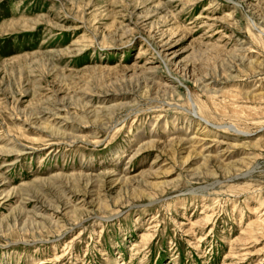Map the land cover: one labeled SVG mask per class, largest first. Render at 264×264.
Listing matches in <instances>:
<instances>
[{"label":"rangeland","instance_id":"obj_1","mask_svg":"<svg viewBox=\"0 0 264 264\" xmlns=\"http://www.w3.org/2000/svg\"><path fill=\"white\" fill-rule=\"evenodd\" d=\"M0 148V264H264V0H0Z\"/></svg>","mask_w":264,"mask_h":264},{"label":"bare ground","instance_id":"obj_2","mask_svg":"<svg viewBox=\"0 0 264 264\" xmlns=\"http://www.w3.org/2000/svg\"><path fill=\"white\" fill-rule=\"evenodd\" d=\"M230 16V15H229ZM229 16H227L228 18H229ZM227 18V19H228ZM208 21V20H207ZM203 22V21H202ZM206 23V22H205ZM229 23H230V21H229ZM168 42V41H167ZM166 45V44H165ZM158 48V47H157ZM232 55H234V54H232ZM162 56V55H161ZM235 56L237 57V54H235ZM241 57V61L242 60H244L243 58H242V56H240L239 55V58ZM255 57V56H254ZM233 58H235V57H233ZM246 60V59H245ZM248 61V63H249V65L251 64V65H256L257 63L259 64V65H261L262 63L260 62V61H255L254 59H250V60H247ZM246 61V62H247ZM237 62V61H236ZM236 64V63H235ZM249 65H247V66H249ZM240 66V65H239ZM253 66V67H254ZM258 66V65H257ZM144 67H146V66H144ZM250 67V66H249ZM231 68V67H230ZM237 68V67H236ZM234 69V68H233ZM145 70V69H144ZM257 70H259V69H257ZM261 71V70H260ZM141 72V71H140ZM141 75V74H140ZM139 75V76H140ZM145 75V74H144ZM201 78V77H200ZM203 78V77H202ZM199 80V79H198ZM210 80H211V78H210ZM143 82V81H142ZM155 83V82H154ZM200 84V83H199ZM217 84L216 83H214L213 81H207L206 79L204 80L203 79V82H201V88L206 92V91H208L209 90V88H212V87H214V86H216ZM200 86V85H199ZM212 89H215V88H212ZM140 90V89H139ZM144 90V89H143ZM216 90V89H215ZM212 91V90H211ZM209 93H210V91H209ZM248 93V92H247ZM139 94V93H138ZM83 97V96H82ZM135 100V99H134ZM79 101V100H78ZM124 102V101H123ZM85 103H87V102H85ZM113 105V104H112ZM112 105H109L108 107H110V108H112L113 106ZM121 105H124V103H122ZM192 114L194 115V117L193 118H191L190 120H187L188 121V125H190V124H192L193 122H196L197 123V127H198V130H196V131H193V133L191 134V136H187V138H185V136H184V138H180V137H182V136H180L178 139H173L172 141H174L173 143L175 144V146H177L176 148H177V150H184L187 146L188 147H190V146H192L193 148H198V147H201V146H203L202 147V149H201V152H203L204 150H206V151H208V153H209V151H211V152H215V154H208L207 156H205L204 158H206V159H204V166H205V169L208 167V166H210V163H212V162H209V160H211V159H217L216 160V162H218V165L220 166V167H223V165H224V162L225 161H231V159H232V157H233V155H232V153H231V149H233V148H235V147H237L238 146V144H236L235 142H231V141H227V140H218V138H216V136L215 135H213L212 133V131L211 130H209V128L212 126V127H215V128H218V127H216L215 126V124H212V123H210L209 121H207L206 119H204L201 115H200V113H199V107H198V105L196 104V103H194V101L192 102ZM52 107H54V108H56V110L58 111L59 109H61V106L59 105V104H57L55 101L53 102V105H51ZM85 106H87V105H85ZM84 106V107H85ZM115 106H117V105H115ZM63 107V106H62ZM81 107V106H80ZM94 107V106H93ZM100 108H106L107 106H99ZM92 108V107H91ZM64 109V108H63ZM87 110V109H86ZM94 110H95V108H94ZM48 111V110H47ZM70 112V111H69ZM57 113V112H56ZM94 113V112H93ZM74 115V114H73ZM77 115H79V114H77ZM61 116V115H60ZM63 116V115H62ZM84 116V115H83ZM48 122V121H47ZM45 126V125H44ZM220 126V125H219ZM196 127V128H197ZM221 127V126H220ZM222 127H224V128H227V129H229V130H232V131H235V132H240V133H242V132H245V131H241V130H238L236 127H234V125H223ZM44 128V127H43ZM188 129H190V127H188L187 128V130ZM214 131V130H213ZM60 132V131H59ZM75 134V133H74ZM57 135V134H56ZM246 135V134H245ZM83 138V137H82ZM223 138V137H222ZM225 138V137H224ZM236 139V138H235ZM100 140V139H99ZM206 140H208L207 142H205ZM233 140V139H232ZM15 141V140H14ZM260 141V140H259ZM14 143V142H13ZM18 144H19V142H18ZM187 144H191L190 146L189 145H187ZM240 146V145H239ZM12 147L14 148V150H16V151H19L21 148H20V146L19 145H17L16 147H14L13 145H12ZM170 147V146H169ZM226 148H230V149H226ZM1 149V148H0ZM9 149H12V148H9ZM142 149V148H141ZM165 149V148H164ZM196 150V149H195ZM195 150L194 149H190V151L191 152H193V153H195ZM8 151V150H7ZM11 151V150H10ZM12 151H13V149H12ZM15 151V152H16ZM166 151H168L169 152V150H166ZM165 151V152H166ZM233 152V151H232ZM12 153H14V152H12ZM20 153H22V152H20ZM9 154V153H8ZM198 154H201L200 152H198ZM243 155V154H242ZM247 155V154H246ZM243 158V157H242ZM245 160V159H244ZM247 161V160H246ZM212 167H215V166H212ZM236 167V166H235ZM234 166H233V168H235ZM207 170V169H206ZM239 170V169H238ZM210 173V172H209ZM106 174V173H105ZM250 175V174H249ZM209 176V175H208ZM245 176V175H244ZM96 177V176H95ZM98 177V176H97ZM79 178V177H78ZM214 178V177H213ZM80 179V178H79ZM73 180V179H72ZM91 180L92 179H89V180H86V183H85V189H86V191L85 192H82V191H79V189H77V191H73V192H76L77 194L79 193V194H83L84 196H82L83 198H84V201H86V194L87 193H89V191H88V188H90V187H93V184L91 183ZM107 180V179H106ZM120 180V179H119ZM81 181V180H80ZM120 181H122V180H120ZM215 181H217L216 179H215ZM72 182V181H71ZM94 182V181H93ZM128 182V181H127ZM126 182V183H127ZM56 184V183H55ZM101 184V183H100ZM132 184V183H131ZM33 185V184H32ZM45 185V184H44ZM82 185H83V183H82ZM95 185V184H94ZM103 185V184H102ZM71 186V185H70ZM69 186V187H70ZM100 186V185H99ZM137 186H138V184H137ZM70 188H72V187H70ZM80 188V187H79ZM137 188V187H136ZM141 188V187H140ZM66 189V188H65ZM81 189V188H80ZM142 189V188H141ZM202 190H206V189H202ZM63 192H64V190H63ZM25 196H27V195H25ZM143 196V195H142ZM61 197V196H60ZM24 198H26V197H24ZM32 198V197H31ZM30 198V199H31ZM43 198V197H42ZM60 200V199H59ZM29 201V200H28ZM30 202V201H29ZM32 202V201H31ZM55 204V203H54ZM58 204V203H57ZM67 204V203H66ZM69 204V203H68ZM85 204V203H84ZM84 204H82V205H84ZM52 205V204H51ZM82 205L81 204H76V207H81L82 208ZM66 206V205H65ZM63 207V206H62ZM74 207V206H73ZM75 207V208H76ZM54 208V207H53ZM28 210V209H27ZM57 210V209H56ZM62 210V209H61ZM69 210H71V209H69ZM68 210V211H69ZM73 210V209H72ZM76 210H78V208L76 209ZM75 210V211H76ZM40 211V210H39ZM38 211V213L36 214V215H33L32 214V217L36 220V222H38V221H43V222H47L49 219L47 218V216H44V214L45 213H42V212H39ZM64 211V210H63ZM86 211H87V209H86ZM70 212V211H69ZM72 213V212H71ZM74 213V212H73ZM77 213H80V212H78L77 211ZM51 216V215H50ZM74 216H76V214L74 215ZM18 217V216H17ZM20 217V216H19ZM25 218H26V216H24ZM30 217V216H29ZM24 218V219H25ZM73 218V217H72ZM29 219V218H28ZM41 219H43V220H41ZM17 220V219H16ZM20 220V219H19ZM82 219L81 218H79L76 222H82L81 221ZM21 221V220H20ZM52 221V220H51ZM55 221V220H54ZM20 223H23V222H20ZM28 223V222H27ZM55 223V222H54ZM53 224V223H52ZM70 224V223H69ZM76 225L78 224V223H75ZM18 225V224H17ZM21 226V225H20ZM23 226V225H22ZM26 226V225H25ZM36 227V226H35ZM41 228V227H40ZM24 230H25V228H24Z\"/></svg>","mask_w":264,"mask_h":264}]
</instances>
